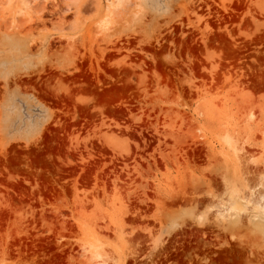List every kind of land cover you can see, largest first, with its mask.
<instances>
[{
	"label": "rangeland",
	"instance_id": "rangeland-1",
	"mask_svg": "<svg viewBox=\"0 0 264 264\" xmlns=\"http://www.w3.org/2000/svg\"><path fill=\"white\" fill-rule=\"evenodd\" d=\"M111 1L0 0V264H264V0Z\"/></svg>",
	"mask_w": 264,
	"mask_h": 264
},
{
	"label": "bare ground",
	"instance_id": "bare-ground-1",
	"mask_svg": "<svg viewBox=\"0 0 264 264\" xmlns=\"http://www.w3.org/2000/svg\"><path fill=\"white\" fill-rule=\"evenodd\" d=\"M119 1H123V0H113V1H111V3L108 5V7H111V6H116V4L117 3H119ZM120 4V3H119ZM117 6H118V4H117ZM110 15L111 14H106L105 16H104V18L102 19V23H106V20L110 17ZM264 183V182H263ZM255 187V186H254ZM258 188V187H257ZM252 190V189H251ZM257 191V190H256ZM251 192V191H250ZM260 193V192H259ZM253 195H254V193H253ZM256 195H257V193H256ZM255 196V195H254ZM263 196V195H262ZM259 197H261V196H259ZM253 198V197H252ZM261 198H263V197H261ZM263 201H264V199H262ZM252 201V200H251ZM253 201H254V199H253ZM250 203V202H249ZM252 203V202H251ZM259 203V202H258ZM254 204V203H253ZM255 205V204H254ZM260 205V204H259ZM262 206V205H261ZM260 206V207H261ZM232 208H235V207H232ZM253 209V208H252ZM233 222V221H232ZM233 223H236V222H233ZM253 225V227L252 228H254L255 230H257V231H264V223H261V222H259V221H256L255 223H253L252 224Z\"/></svg>",
	"mask_w": 264,
	"mask_h": 264
},
{
	"label": "snow or ice",
	"instance_id": "snow-or-ice-1",
	"mask_svg": "<svg viewBox=\"0 0 264 264\" xmlns=\"http://www.w3.org/2000/svg\"><path fill=\"white\" fill-rule=\"evenodd\" d=\"M262 199H264V198H262ZM261 211H264V204H262V206H261Z\"/></svg>",
	"mask_w": 264,
	"mask_h": 264
}]
</instances>
